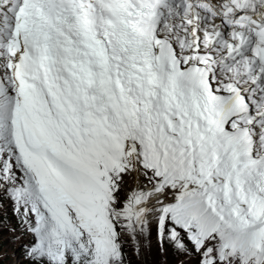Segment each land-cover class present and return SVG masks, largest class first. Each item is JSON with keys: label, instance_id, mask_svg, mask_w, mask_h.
<instances>
[{"label": "snow or ice", "instance_id": "snow-or-ice-1", "mask_svg": "<svg viewBox=\"0 0 264 264\" xmlns=\"http://www.w3.org/2000/svg\"><path fill=\"white\" fill-rule=\"evenodd\" d=\"M5 207L21 264H264V0H0Z\"/></svg>", "mask_w": 264, "mask_h": 264}, {"label": "rangeland", "instance_id": "rangeland-1", "mask_svg": "<svg viewBox=\"0 0 264 264\" xmlns=\"http://www.w3.org/2000/svg\"><path fill=\"white\" fill-rule=\"evenodd\" d=\"M0 219L4 221L3 236L0 239L3 250L2 264H21L24 260L21 247L24 241L11 239L13 233L7 228L9 224L15 223V220L7 207L0 209ZM180 259L182 258L175 254L170 245L158 247L153 236L151 251H146L143 257H133V264H179Z\"/></svg>", "mask_w": 264, "mask_h": 264}]
</instances>
